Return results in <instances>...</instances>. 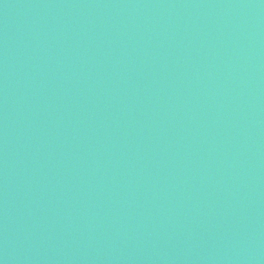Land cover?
Segmentation results:
<instances>
[{"label":"water","instance_id":"95a60500","mask_svg":"<svg viewBox=\"0 0 264 264\" xmlns=\"http://www.w3.org/2000/svg\"><path fill=\"white\" fill-rule=\"evenodd\" d=\"M0 264H264V0H0Z\"/></svg>","mask_w":264,"mask_h":264}]
</instances>
